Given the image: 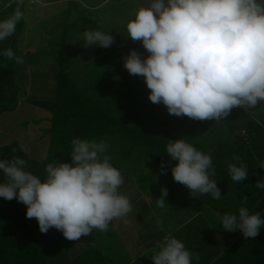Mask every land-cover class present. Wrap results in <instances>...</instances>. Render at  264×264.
Returning <instances> with one entry per match:
<instances>
[{"label": "clouds", "instance_id": "obj_1", "mask_svg": "<svg viewBox=\"0 0 264 264\" xmlns=\"http://www.w3.org/2000/svg\"><path fill=\"white\" fill-rule=\"evenodd\" d=\"M22 18L19 7L0 18V42L15 32ZM125 27L147 54L129 49L124 67L143 77L150 101L162 102L169 114L221 121L233 108L247 110L264 101V0H145ZM83 38L87 46L104 48L114 39L100 29L84 31ZM0 56L23 63L11 48L0 49ZM183 137L168 139L166 145L168 157L175 161L173 179L194 196L220 199L211 156ZM69 155V161L48 162L42 175L27 170L23 158H0V197L26 205V217L36 219L40 232L54 227L65 238L78 240L93 229L107 231L111 221L131 212L132 205L119 191L124 179L107 141L74 137ZM228 172L235 182L248 177L243 163H230ZM255 184L264 189V177ZM160 193L157 205L163 208L168 204L167 187L161 186ZM246 203L243 197L235 212L223 213L220 225L255 237L264 226V215L250 211ZM156 248L153 264H192L190 251L174 236L158 241Z\"/></svg>", "mask_w": 264, "mask_h": 264}, {"label": "trees", "instance_id": "obj_2", "mask_svg": "<svg viewBox=\"0 0 264 264\" xmlns=\"http://www.w3.org/2000/svg\"><path fill=\"white\" fill-rule=\"evenodd\" d=\"M1 1L4 4L0 7V15L4 9H8L7 17L12 15L15 8L21 9V1L26 0ZM90 10L83 8L74 21L63 25V34L56 48L53 97L29 100L46 109L50 115L46 128L48 145L45 156L40 160L34 159L28 155V151L21 149V144L26 147L24 142L12 140L0 144V158H23L27 162V170L42 175L45 165L51 160H70L71 140L74 137L104 139L108 143L113 164L121 170L124 179L120 186L122 190L127 182L135 187L136 179L132 174L142 169L139 166L145 160L160 170L164 162L162 171L173 179L171 165L175 161L168 157L166 145L168 139L184 136L211 156L215 169L213 178L222 193L218 200L209 194L195 196L200 199V207L205 212L213 211V215L220 218L225 212H235L243 197H247L246 206L250 211L264 215V189L256 188L255 184L264 177V168L260 167V164H264V124L253 116V109L258 104L247 110L233 108L230 115L221 121L197 120L174 114L169 120L162 102L153 103L149 98L148 101L144 100L145 93L150 90L142 76L120 73L121 70L127 72L123 63L120 69L116 67L113 70L107 63L104 68L106 74L85 83L79 81L81 76L74 80L66 71L72 62L67 57L69 51L65 38L75 26L81 30L97 28L95 20L86 14ZM24 25L22 18L17 22L15 32L0 42V49L11 48L17 55L18 38ZM140 54L143 56L147 53L143 51ZM15 73L14 60L0 56V115L15 109L19 103ZM156 114H164L167 119L164 116L162 123L157 124ZM230 163L246 165L247 179L232 181L228 172ZM177 183L189 191L186 186ZM25 209L26 205L15 198L6 200L0 197V264H111L108 254L104 255L84 239L85 236L69 240L54 227H50L46 233L40 232L36 219L27 218ZM232 232L226 249L220 254L217 250L216 255L207 261L202 260L200 264H264V226L255 237H244L238 229ZM214 234L206 232L209 243L216 238Z\"/></svg>", "mask_w": 264, "mask_h": 264}, {"label": "rangeland", "instance_id": "obj_3", "mask_svg": "<svg viewBox=\"0 0 264 264\" xmlns=\"http://www.w3.org/2000/svg\"><path fill=\"white\" fill-rule=\"evenodd\" d=\"M102 1H21V11L23 12L25 25L22 34L18 38L17 56L23 58V63H16L14 60L16 69L15 82L20 100L15 109L0 115V144L8 143L12 140H20L25 143L30 157L40 160L45 156L48 145L46 128L49 126L50 115L46 109L32 104L29 100L53 97L55 90L54 72L57 69L56 48L63 34V25L74 21L83 8L92 7L86 14L95 20L96 29L109 31L114 39L113 43L107 48L98 45L87 46L83 33L86 30L94 29L87 27L81 30L75 26L67 32L65 38L66 42H68L69 51L67 52V57L71 58L68 59L72 63H69L70 68H66V71L74 80L76 78L78 80V76H81L82 78L79 81L81 80V83H85L103 73L106 74L104 68H106L107 63H110L111 70L116 67L120 69L124 56L129 49H136L139 52L145 51L140 41H134L128 36L125 27L126 19L145 0H105L103 3ZM3 4L4 2L2 3L0 0V7ZM7 14L8 9H4L0 18L6 17ZM120 73L125 75L129 72L121 70ZM143 98L148 101L147 93H145ZM166 115L171 120V114L167 113ZM166 115L156 114V123H162L161 121L164 116L166 118ZM139 167L142 168L141 170L138 169L139 171L137 170L139 174H132L134 179H136V183L134 180L132 181L135 183V187L133 186L134 184H127L128 182L125 188L122 186V190L120 187V192L128 195L127 197L132 205L131 212L125 218L122 217V220L118 221L117 218V220L111 221L107 231L95 230L84 237L99 250L105 249L109 255L110 251L113 252L111 255L112 259L116 261L117 258L115 256H117L118 260L120 259L119 262L121 261L124 264L132 260L137 255L136 252L142 249V246H139L142 243L141 236H147V234H150L149 236L156 235V226L153 219L157 221L163 217L165 218V224L167 218L169 221L170 217H173L171 215L176 216L174 220L178 219L179 216L185 219L184 213L187 212V209H185L186 205L183 204L189 202L192 203L190 205L191 208H199L201 203L200 199L171 179L165 172L154 167L149 161H143ZM161 186L168 189V195L165 197L168 204L163 208L157 205V197L161 194ZM141 195L149 197L150 201H147V204L142 200L138 203L134 201L135 198H138V196L140 198ZM146 199L148 200V198ZM133 211H137V213ZM138 212L141 213V216ZM207 212H200L202 215L200 219L197 217L194 221L187 222L182 226L180 233L173 235L182 240L190 251L192 264H200L202 260L207 261L216 255L217 249L213 252L214 247H210L208 244L209 239L205 235L206 232L215 233V240L221 245L229 242L233 234L232 231H227L220 225L218 215L213 217V211L210 212L208 210ZM136 216L139 218L138 221ZM210 216L211 221L208 218ZM141 219H143L144 223H140ZM111 225L113 227L116 226L114 229L118 232L117 236H112V238L110 235L106 236L107 232H110ZM120 227L123 229H120ZM144 227L149 232L146 230L142 232L141 228L145 229ZM153 239H156V237ZM100 241L102 242L100 243ZM224 249L221 246L220 253ZM156 251V246H153L151 253L146 256L142 255L141 258L135 257L136 259L132 260L131 264L152 262L151 256ZM113 260L112 264H114Z\"/></svg>", "mask_w": 264, "mask_h": 264}, {"label": "crops", "instance_id": "obj_4", "mask_svg": "<svg viewBox=\"0 0 264 264\" xmlns=\"http://www.w3.org/2000/svg\"><path fill=\"white\" fill-rule=\"evenodd\" d=\"M105 0H103L102 1V3L104 2ZM88 8V7H87ZM92 7H89V9H91ZM254 111H253V116L259 121V122H261L262 124H264V101H261V102H259L258 103V106H256L254 109H253ZM146 198H148V200L146 199ZM137 199L138 198H136L134 201H136L137 203L138 202H140L141 200L143 201V202H145L146 204H147V201H150L149 200V197H146V196H143V195H141V198L140 199H138V201H137ZM194 204V203H193ZM183 205H186V207H185V209H187V212L186 213H184L185 214V219L182 217L181 218V216H179V218L178 219H176V220H174V218L176 217L175 215H171V216H173L172 218L170 217V219H169V221H168V218H167V222H166V224H165V218H160L159 220H155V219H153L154 220V224H155V228H156V235H153V236H149L150 234H147V236H141V238H142V243L139 245V246H142V249L140 250V251H138V252H136V256L135 257H138V258H141L142 257V255L144 256H146L148 253H151L150 251H151V248L154 246H156L157 245V242L158 241H162L165 237H167V236H173V235H176V234H178V233H180V230L183 228L182 226L184 225V224H186L187 222H192V221H194L195 219H197V217H199V219H200V212H203L204 211V208H201V207H199V208H191V206L190 205H192V203H189V202H185ZM134 213H137V211H133ZM139 213V212H138ZM140 214V216H141V213H139ZM213 217H215L214 215H212ZM125 218V217H124ZM123 218V219H124ZM136 218H137V221H138V217L136 216ZM204 218V217H203ZM208 218H210V221H211V216L210 217H208ZM132 219V218H131ZM116 220H117V218H116ZM119 220H122V218H118V221ZM133 220V219H132ZM142 221V222H141ZM141 221H140V223H144L143 222V219H141ZM204 221H205V219H204ZM110 224H111V222H110ZM112 226V225H111ZM110 226V229H109V231L110 232H107L108 234H110V235H115V236H117V234H118V232H117V230H115L114 228H116V226H112L113 227V230L111 231V227ZM121 226V225H120ZM123 227H124V225H122ZM141 227V226H140ZM199 227V226H198ZM145 228V227H144ZM120 229H123L122 227H120ZM95 230H97V229H94L93 231H95ZM147 231V232H149L148 231V229L147 228H145V229H143V228H141V231L143 232V231ZM227 232V231H226ZM88 236V235H87ZM100 237V236H99ZM156 237V239H153V238H155ZM208 238V237H207ZM229 239V238H228ZM102 241H100V243H101ZM209 245H210V247H214V249L213 250H215V249H217L218 250V252L220 253V251H221V246H222V248H225L226 249V247H227V243L226 244H223V245H225L224 247H223V245H221L220 243H218V242H216V240L215 239H213V242L212 243H208ZM224 249V250H225ZM101 251H102V253L104 254V255H107L108 256V258H110V260H111V262H112V253L113 252H111L110 251V255H109V253H107V251L105 250V249H101ZM223 252V251H222ZM221 252V253H222ZM218 253V254H219ZM114 255V254H113ZM115 256V255H114ZM135 257H133L132 258V260H135L136 258ZM115 258H117L116 259V261H114L113 260V263L114 264H124V263H122L121 261L119 262V260H118V257L117 256H115ZM132 260H130V261H128L126 264H131V262H132ZM148 262H151V261H148ZM147 263V262H146ZM146 263H144V264H146ZM112 264V263H111Z\"/></svg>", "mask_w": 264, "mask_h": 264}]
</instances>
